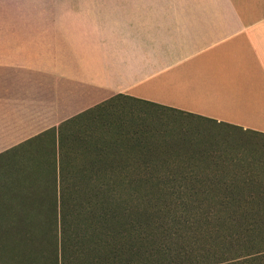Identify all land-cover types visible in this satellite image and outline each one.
Listing matches in <instances>:
<instances>
[{"label": "crops", "instance_id": "0c3cea01", "mask_svg": "<svg viewBox=\"0 0 264 264\" xmlns=\"http://www.w3.org/2000/svg\"><path fill=\"white\" fill-rule=\"evenodd\" d=\"M216 1L0 0V159L46 174L60 130L114 99L264 134V6Z\"/></svg>", "mask_w": 264, "mask_h": 264}, {"label": "trees", "instance_id": "16d2710c", "mask_svg": "<svg viewBox=\"0 0 264 264\" xmlns=\"http://www.w3.org/2000/svg\"><path fill=\"white\" fill-rule=\"evenodd\" d=\"M90 112L60 130L49 159L36 160L46 174H34L25 156L0 159L16 170L0 182L1 250L22 245L36 256L34 248L46 264H264L263 188L206 185L197 174L109 172L107 157L76 169L84 140L76 147L67 127ZM36 182L46 187L9 190Z\"/></svg>", "mask_w": 264, "mask_h": 264}, {"label": "rangeland", "instance_id": "374dc122", "mask_svg": "<svg viewBox=\"0 0 264 264\" xmlns=\"http://www.w3.org/2000/svg\"><path fill=\"white\" fill-rule=\"evenodd\" d=\"M251 2L264 6V0H217L216 5L245 6ZM69 126L67 132L68 128L72 130L76 147L78 139L84 140L85 150L81 155L87 156L83 161L80 155L76 169L90 168L91 156L93 160L107 157L111 161L107 167L109 172L126 169L197 174L207 180L206 185L264 189L262 133L226 126L146 101L119 99L105 102L79 123ZM87 143L91 145L88 149ZM74 154L79 152L74 150ZM20 167L24 165L19 164L17 169L21 170ZM9 168L10 165L0 166V182L15 175L16 170ZM97 168L92 166V169ZM97 172L102 173L104 169ZM69 178L72 184L84 185ZM9 247L8 252L0 249V264H46L34 248L31 249L36 256L25 246Z\"/></svg>", "mask_w": 264, "mask_h": 264}]
</instances>
